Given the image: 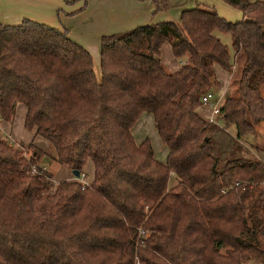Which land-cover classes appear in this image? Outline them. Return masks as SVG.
Listing matches in <instances>:
<instances>
[{"label":"trees","instance_id":"16d2710c","mask_svg":"<svg viewBox=\"0 0 264 264\" xmlns=\"http://www.w3.org/2000/svg\"><path fill=\"white\" fill-rule=\"evenodd\" d=\"M224 1L241 19L196 3L177 21L103 33L97 64L63 25L0 20V117L21 103L24 127L53 148L0 134V264H264V162L218 131L214 143L197 111L219 65L235 84L220 106L235 138L264 119V0ZM153 2L154 14L172 5ZM216 30L231 36L235 69ZM165 41L184 60L176 71L159 58ZM144 111L165 161L131 133ZM48 157L80 172L90 159V183L53 182Z\"/></svg>","mask_w":264,"mask_h":264},{"label":"crops","instance_id":"0c3cea01","mask_svg":"<svg viewBox=\"0 0 264 264\" xmlns=\"http://www.w3.org/2000/svg\"><path fill=\"white\" fill-rule=\"evenodd\" d=\"M22 2H25V4L28 3H32L34 5L37 6H41L42 10L38 11V12H31L33 14L30 13L26 14L23 12H19V7L20 4L16 3V2H20V0H8V4H10L11 6V10H9V13L7 15V17H9V20H3L2 16L0 15V20L3 23H18L21 21L22 18L24 17H28L31 19H35L37 21L52 25V26H57V27H61L62 25L65 27H68V31H69V35L71 38H73L75 41L79 42L80 44H82L84 47H86L89 52L92 54H96L98 55V60L97 63L99 61V38H98V44L95 43V41L92 39V35H86L83 36L79 33H76V31L73 30V27L70 25V16H65L62 22H57L55 20V16H54V12L59 9V7H68V5H65L64 2H66V0H21ZM171 2H174L176 4V8H178V12L181 11L184 8H189V7H193L196 3H205L208 5L213 6L216 11L219 13L220 16L225 18V13L226 11H229V9H227L225 7V5L222 3V0H169ZM111 7H114V9H110L106 12V19L102 22H100L99 25L94 26L91 31H94L95 33H110V32H116V31H121V30H125V28L130 27V26H135L138 24H142L143 22H149V21H158V20H162V19H170V16L167 14V11L162 10L159 11L158 13L154 14L153 10H154V2L153 0H112L110 2ZM63 5V6H62ZM174 5V4H172ZM71 10L67 11L68 13L73 12V8L70 7ZM67 9V8H66ZM68 10V9H67ZM169 10V9H168ZM0 11H2V8H0ZM24 11H27L26 8H24ZM29 11V10H28ZM121 13L123 16L118 18L116 17L115 19H113L115 17L114 13ZM224 15V16H223ZM40 19V20H39ZM113 25L115 26L116 30H111L108 32H105V28H111L113 27ZM131 28V27H130ZM86 29V28H85ZM99 34V35H101ZM96 40V39H95ZM231 55V53H230ZM159 58L161 60L162 63H164L165 67L169 70V71H176L180 68L181 64L184 62V60L181 59H177L172 51H171V45L168 41H165L161 44L160 47V52H159ZM233 59V60H231ZM231 63H235L236 62V57L234 54H232L231 57ZM219 65H215L214 66V72H215V77H217L218 81H219V89H222L223 92H227V90H229V85H231V71H228V77H227V81L225 84H223L221 77H220V71L221 69L219 68ZM223 85V86H222ZM215 88V87H214ZM20 111H19V123H16V118L14 116L13 121L12 122H8V121H3L1 122V134L3 135H7L9 136V138L12 141L15 142H22L25 145H27L29 142L33 141L34 143H36L37 145L41 146V147H46L43 146L41 144V137L39 136H34L33 131L28 130L24 127L23 125V121H24V114H25V107L24 105H19ZM204 107L208 108V113H206V117L205 119H207L208 121L211 118H215L217 119V117L213 116L211 113L210 108L207 105H203ZM201 112H203V109L201 110ZM144 114V112L141 113V115ZM141 115L139 116V118L141 117ZM202 115V114H201ZM220 116V120L221 119V115ZM138 118V119H139ZM137 119V120H138ZM135 121V123L133 124V126L131 127V133H138L140 131L139 129V121ZM263 121L264 123V119L260 120ZM215 124L217 123L214 122ZM262 123V122H261ZM259 123V124H261ZM16 124H20L21 125V130L22 131H18V133L16 132ZM223 124H225L223 122ZM219 125V124H218ZM229 124H225V126H227ZM220 126V125H219ZM258 126V125H257ZM221 127V126H220ZM221 129H224L227 133L228 136H230L231 138H233L234 136L225 129V127H222ZM264 124L260 125L259 127H255V130L252 132L253 135L250 138V141L253 142L252 145L247 144V149H244L243 154H247L248 155H252L255 156L257 159L261 160L262 162H264V148H262L261 145H259L260 143L258 142V140H262V138H264ZM261 132L262 135L259 133ZM17 134V136H16ZM159 136V135H158ZM134 137V136H133ZM146 136L142 133V131L139 132V134L136 135V138L134 137V140L137 144H139ZM239 139V138H238ZM161 140V139H160ZM236 140V139H235ZM257 147V150L255 149ZM167 150V149H166ZM168 151V150H167ZM166 151V153H167ZM163 161V160H160ZM45 164H47V161L45 162ZM62 168V167H61ZM61 170V174H60V178L56 179V181H58L59 179H71V178H75L74 175L71 173V169H64L62 171ZM83 170L88 174V177L91 181L92 179V175H93V162L88 159L84 165ZM67 171H69L70 173H67ZM53 181V182H56Z\"/></svg>","mask_w":264,"mask_h":264},{"label":"rangeland","instance_id":"374dc122","mask_svg":"<svg viewBox=\"0 0 264 264\" xmlns=\"http://www.w3.org/2000/svg\"><path fill=\"white\" fill-rule=\"evenodd\" d=\"M111 1L112 0H66V2H64V4L68 5L69 8L68 7H59V9H57L54 12L55 20L60 23V22L63 21V19H64V17L66 15L70 16L69 22H70V25L73 27V30L76 31V33H79V34H81L83 36L92 35L91 36L92 39L95 41L96 44H98V38L100 37L99 34H101V33H95L94 31H91V30L94 29L93 28L94 26L99 25L100 22H102V21H104L106 19L105 15H106V12L108 10L114 9V7H111V4H110ZM222 1H223L222 3L225 5V7L227 9H229V11H226V13H225V15H226L225 19H227L229 21H235V20L241 19L242 11H241V9L238 6L230 5L229 3H227L224 0H222ZM169 2L171 4H174V5H171V7L168 8L169 10L166 9L165 11H167V14L170 16V19L177 21L179 19L180 11L178 12L179 9L175 7L176 4L174 2H171V1H169ZM16 3L20 4L19 12H23V13H26V14H29V15H30L31 12H38V11L42 10L41 6H37V5H34L32 3L25 4L26 1L22 2L20 0V2H16ZM70 7H72L74 11L68 13L67 11L71 10ZM0 8H2V11H0V15L2 16L3 20H9V17H7V15L9 13V10H11L10 9L11 6H10V4H8V0H0ZM24 8H26L27 11H24ZM156 13H158V12H156ZM31 14H33V13H31ZM114 15H115V17L113 19H115L116 17L120 18V17L123 16L121 13H117V12H115ZM130 27H132V26H130ZM130 27H128V28H130ZM263 27H264V24H263ZM125 29H127V27ZM105 30H106L105 32H108V31L116 30V29H115V26L113 25V27L105 28ZM216 34L220 37L221 41L224 42L228 46L229 52L231 53V57H232V54H234V50H233V48L231 46V36H230V34L227 33V32L219 31V30H216ZM92 56H93V59H94L95 63L97 64L98 55L92 54ZM231 60H233V59H231ZM236 62L237 63L239 62L238 59L236 60ZM238 66H239V63H238ZM219 68L221 69V71H220L221 80H222L223 84H225L226 81H227V77H228V70L222 68L221 66ZM216 79H217V77H216ZM234 85L235 84L231 83V85H229V90H227V92L226 91L223 92L222 89H219V83L215 86V88H213V90L216 93V95L221 97L220 104L223 103L224 99L228 95L234 94L233 93ZM260 90H261V95L264 98V79H262L260 81ZM19 105H21V103H18L17 107H16V113H15V118H16V121H17L16 123H19V120H20L19 111H20L21 107ZM202 109H203V112H201ZM197 111H198V113L200 115L202 114L201 116L203 118H205L206 117V113H208V108L204 107L203 104H202L201 106L197 107ZM214 116L217 117V119H216L217 123L221 126L220 127L218 124H214L215 128L212 131V139H213L214 143L217 141V132H215V131H218V133H221V134L225 135V136H221V137L228 136L226 131L224 129H221L222 127H225V129L228 130L234 136L232 138L231 142L234 145L233 149L236 150L237 153L242 154V151H244L245 148L247 149V147H246L247 144H249V145L253 144V142L250 141V138L253 135L252 132H247V133L243 134L239 139H236L235 138L236 137V127H235V125L233 123H229V125L225 126V124H223L224 121L222 122V120H220V116L219 115H214ZM137 121H139L138 123H139L140 131H142V133L150 140L154 157L157 160L165 161L166 155H167V153H166L167 150L166 149H168V148H167L166 144H164L160 140V137L158 136V132H157V130L155 128V124H154V119H153L152 113L148 112V111H144V114H142L141 117ZM259 123H261V124H259ZM263 124H264L263 121H259V122H257L256 127H259L260 125H263ZM18 131H22L20 124H16V132L18 133ZM139 132L138 133H136V132L133 133L132 132V134L136 138V135L139 134ZM259 133L262 135L261 132H259ZM263 134H264V131H263ZM16 136H17V134H16ZM39 139H41L40 140L41 144L43 146H46L45 148H48V150H51V152H53L52 146L50 144H48L46 139H44L42 137L39 138ZM9 141L11 143L18 144V142H15V141H12V140H9ZM258 142L260 143L259 145H261L262 148H264V138H262V140H260V141L258 140ZM215 148L217 150L219 149V152L221 150H223V152H225L224 148H226V147H225V145L220 146L218 144V142H217L215 144ZM46 167H47L48 171H50V173H51L52 181H56V179L60 178V174L62 173L61 170H60L61 167H62L61 168L62 171L64 169H68L66 166L56 162L54 159H52V157H48L47 158ZM67 173H70V172L67 171ZM170 182L171 183L174 182L173 178H171ZM241 264H262V263L248 259V260H243Z\"/></svg>","mask_w":264,"mask_h":264},{"label":"built area","instance_id":"2783aa9c","mask_svg":"<svg viewBox=\"0 0 264 264\" xmlns=\"http://www.w3.org/2000/svg\"><path fill=\"white\" fill-rule=\"evenodd\" d=\"M235 67H236V63H231V69H235ZM200 99H201V102L203 104L207 105L210 108L213 116L214 115H221V111H220V106L222 105V104H220L221 97L217 96L213 89H208V90L204 91L201 94ZM209 121L214 123V122H216V119L211 118ZM1 122H2V119L0 117V134H1ZM4 136L7 137L9 140H11L9 138V136H7V135H4ZM76 178L82 183V186L88 185L90 183V179L88 177V174L84 170L81 171L79 176ZM235 184H238V182H236ZM143 233H144V230L139 229V234H143ZM137 264H139V263H137Z\"/></svg>","mask_w":264,"mask_h":264},{"label":"water","instance_id":"95a60500","mask_svg":"<svg viewBox=\"0 0 264 264\" xmlns=\"http://www.w3.org/2000/svg\"><path fill=\"white\" fill-rule=\"evenodd\" d=\"M71 173L75 176L78 177L80 174V171L78 169H71Z\"/></svg>","mask_w":264,"mask_h":264}]
</instances>
